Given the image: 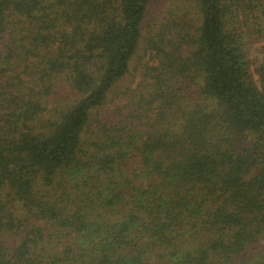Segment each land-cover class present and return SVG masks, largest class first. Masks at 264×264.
<instances>
[{
    "label": "trees",
    "instance_id": "trees-1",
    "mask_svg": "<svg viewBox=\"0 0 264 264\" xmlns=\"http://www.w3.org/2000/svg\"><path fill=\"white\" fill-rule=\"evenodd\" d=\"M155 2L0 0V264H264L247 260L264 240V0H195L198 28L159 24L120 91ZM59 85L71 101L46 118ZM19 210L61 256L34 259L39 226L3 245Z\"/></svg>",
    "mask_w": 264,
    "mask_h": 264
},
{
    "label": "rangeland",
    "instance_id": "rangeland-1",
    "mask_svg": "<svg viewBox=\"0 0 264 264\" xmlns=\"http://www.w3.org/2000/svg\"><path fill=\"white\" fill-rule=\"evenodd\" d=\"M182 21H190L188 26L191 29H197L199 26V16L197 10L195 9V0H156L155 4L150 7L148 17L144 24L143 31V40L139 54L132 63V70L129 77H127L119 86L120 91H124L127 87L136 89L142 80V68L151 63V57L146 53V41L153 33L154 29L159 27L158 25L164 22L166 19H175ZM161 26V25H160ZM264 57V40L253 42L250 45L249 51V60L251 63V72L258 82V76L256 75V69L260 66L262 59ZM65 86L59 85L55 91L59 92L58 98L53 97H44L43 106L47 110L44 116L51 117L54 114L55 108L60 109L65 103L71 101V92H64ZM123 102L120 101L119 104ZM117 107V104H109L106 108V111L111 112ZM19 226L20 229L13 234L6 236L3 244L6 248H16L20 244L21 240L26 236V233L29 232L33 226H39V228L44 230L45 237L40 243L41 249L37 251V255H34L35 260L39 261H50L55 259L58 256L62 255L64 246L66 243L58 239L59 234L56 230H52L49 227H46L43 223H38L36 221L28 222L25 220V214L22 210H19ZM53 235V236H52ZM264 260V240L259 244L255 245L247 255V260Z\"/></svg>",
    "mask_w": 264,
    "mask_h": 264
}]
</instances>
